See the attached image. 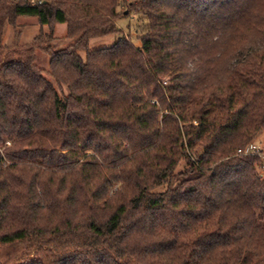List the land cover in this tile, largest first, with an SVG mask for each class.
<instances>
[{
	"label": "trees",
	"instance_id": "16d2710c",
	"mask_svg": "<svg viewBox=\"0 0 264 264\" xmlns=\"http://www.w3.org/2000/svg\"><path fill=\"white\" fill-rule=\"evenodd\" d=\"M129 14L139 45L89 48ZM17 18L76 40L0 52V246L25 264H264L262 161L237 154L264 130V0H0V50Z\"/></svg>",
	"mask_w": 264,
	"mask_h": 264
},
{
	"label": "rangeland",
	"instance_id": "374dc122",
	"mask_svg": "<svg viewBox=\"0 0 264 264\" xmlns=\"http://www.w3.org/2000/svg\"><path fill=\"white\" fill-rule=\"evenodd\" d=\"M126 4L121 6L119 10L120 13L127 15ZM137 17L133 14H129L127 18L118 19L115 23L117 29L121 31V34H116L103 38H96L89 41L90 49H100L111 47L114 42L119 38L123 37L130 42L134 43L136 46L139 45L137 36L134 33L135 28L138 26ZM52 38H46L45 36L49 34L50 29L47 27H40L35 18H17L13 24H6L4 28V34L2 39V46L0 52L4 53L7 49H25L29 46L40 45L45 51H55L61 50L68 46L74 44L76 39L66 38V25L58 24L52 27ZM43 35L38 41L37 44H34V39ZM47 47V48H46ZM36 55V64L37 66L45 71L47 69L48 56L45 52L37 49L35 50ZM3 57L0 59V61ZM49 79V78H48ZM166 84V81H165ZM54 84V88H55ZM57 92L61 94H66L65 88L61 91L56 87ZM256 144L259 149L264 154V130L260 132L258 137L253 142ZM1 149V148H0ZM2 151V149L0 150ZM258 172L264 179V168H259ZM30 253V254H29ZM29 254V256L27 255ZM27 255V257H26ZM32 251H26L25 247L22 245H3L0 246V264H25L31 259Z\"/></svg>",
	"mask_w": 264,
	"mask_h": 264
},
{
	"label": "built area",
	"instance_id": "2783aa9c",
	"mask_svg": "<svg viewBox=\"0 0 264 264\" xmlns=\"http://www.w3.org/2000/svg\"><path fill=\"white\" fill-rule=\"evenodd\" d=\"M237 154L241 156L259 157L262 161V168H264V154L256 144H249L242 149H238Z\"/></svg>",
	"mask_w": 264,
	"mask_h": 264
}]
</instances>
